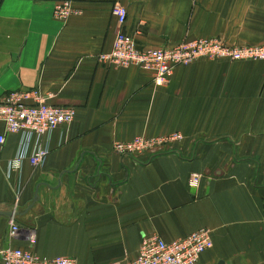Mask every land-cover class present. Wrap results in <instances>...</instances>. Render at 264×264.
Here are the masks:
<instances>
[{"label":"crops","instance_id":"crops-1","mask_svg":"<svg viewBox=\"0 0 264 264\" xmlns=\"http://www.w3.org/2000/svg\"><path fill=\"white\" fill-rule=\"evenodd\" d=\"M58 1L0 0V100L38 88L74 110L48 135L41 169L24 159L7 173L18 136L3 135L0 211L16 213L19 231L8 239L0 216L2 244L110 264L133 259L143 237L205 229L211 247L196 264H264V61L198 59L161 86L145 71L96 63L117 29L113 3L137 47L163 48L199 38L264 44V0H67L64 23L52 17ZM171 133L180 139L149 159L113 151Z\"/></svg>","mask_w":264,"mask_h":264},{"label":"built area","instance_id":"built-area-1","mask_svg":"<svg viewBox=\"0 0 264 264\" xmlns=\"http://www.w3.org/2000/svg\"><path fill=\"white\" fill-rule=\"evenodd\" d=\"M73 13L67 0L58 1L52 8V17L62 23ZM110 16L117 25L110 48L96 56V63L107 67H133L150 73L155 86L166 83L176 67H184L198 59L207 61L225 60L264 61V44L229 45L220 39L199 38L181 41L170 47H137L132 35L122 30L126 12L117 3L110 6ZM74 110L67 106L49 103V95L40 89L9 92L0 100V124L2 134L18 136L14 156L7 162V173L18 169L25 159L33 169H41L49 152L47 137L58 126L71 123ZM180 139L177 133L160 138L136 137L124 143H114L113 151L118 155H134L135 152H150ZM198 175L191 173L187 184L194 187ZM18 194V193H17ZM16 194V195H17ZM12 211H15L14 208ZM6 237H16L19 226L14 216L6 218ZM29 242L33 243L30 235ZM211 247L209 232L196 230L182 238L169 242L157 236L143 237L135 257L125 262L110 264H196L199 256ZM0 264H75L74 260L64 256L50 259L37 257L28 249L3 245L0 240Z\"/></svg>","mask_w":264,"mask_h":264},{"label":"rangeland","instance_id":"rangeland-1","mask_svg":"<svg viewBox=\"0 0 264 264\" xmlns=\"http://www.w3.org/2000/svg\"><path fill=\"white\" fill-rule=\"evenodd\" d=\"M224 42L227 43V41L225 40H222ZM229 44V43H228ZM229 45H233V44H229ZM213 61H224V62H229V61H225V60H213ZM175 142V141H174ZM162 147L158 148V149H155L153 151H150V152H143V153H140V152H135V153H139V154H134V155H131L133 158H136V159H141L142 157H147V159L151 158L153 155L159 153V151H161Z\"/></svg>","mask_w":264,"mask_h":264},{"label":"water","instance_id":"water-1","mask_svg":"<svg viewBox=\"0 0 264 264\" xmlns=\"http://www.w3.org/2000/svg\"><path fill=\"white\" fill-rule=\"evenodd\" d=\"M37 187L35 188L34 190V193H33V198H32V201H31V204L27 207V209H29L32 204L36 201L37 199ZM16 213H11V212H2L0 211V216H5V217H10V216H14Z\"/></svg>","mask_w":264,"mask_h":264}]
</instances>
